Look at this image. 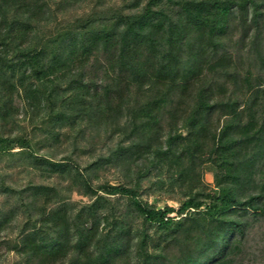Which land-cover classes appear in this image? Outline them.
<instances>
[{
    "label": "trees",
    "instance_id": "trees-1",
    "mask_svg": "<svg viewBox=\"0 0 264 264\" xmlns=\"http://www.w3.org/2000/svg\"><path fill=\"white\" fill-rule=\"evenodd\" d=\"M122 1L112 20L63 25L80 0H0V153L17 147L93 197L76 209L28 183L43 206L16 252L25 264H240L264 225V0ZM18 115L54 143L65 131L109 142L90 166L121 182L93 188L68 159L37 154L11 135ZM150 188L178 208L143 201ZM109 197L127 200L120 215Z\"/></svg>",
    "mask_w": 264,
    "mask_h": 264
},
{
    "label": "rangeland",
    "instance_id": "rangeland-1",
    "mask_svg": "<svg viewBox=\"0 0 264 264\" xmlns=\"http://www.w3.org/2000/svg\"><path fill=\"white\" fill-rule=\"evenodd\" d=\"M143 1V0H142ZM141 1V5L144 2ZM132 2V1H131ZM125 3L122 0H80L76 5L71 6L66 12L58 14V23L69 25H79L88 18L93 19L92 22L100 24L106 20H112V16L118 12L126 13L123 10ZM81 20L80 22H75ZM17 125L13 126L11 135L13 137L20 136L29 138L32 141L33 148L39 155H48L55 161L69 160L72 165L80 172V175L87 178L93 188L103 184L116 185L121 182L115 170L111 166L95 169L90 166L98 156L106 153L109 142L104 139L96 138L89 134H84L75 138L65 131L61 135L58 143L51 142L42 132L40 128L33 126L28 122V118L22 119L21 115L16 118ZM13 154L0 153V214L13 211V219L8 227L0 231V241H6L10 245V250L0 248V264H25L23 259L17 254L16 247L23 234L22 229L25 224L39 226L37 213L33 207H42L43 203L35 202V205H29V199L26 197L24 189L28 183L31 185L39 184L51 186L58 190L64 201L71 202L76 209L82 205L92 202L93 197H86L78 192L77 188L69 186V181L65 175L47 174L32 170L28 167L27 158L23 152L13 147ZM203 181L207 187H213V177L208 171L203 174ZM147 187V184L145 185ZM102 195L101 192H99ZM141 198L150 205L162 207L167 205L174 209L178 208L179 199L175 196L159 195L154 189H145ZM111 209L110 212H116L120 215L122 206L127 200L118 199V197H109ZM58 204L48 205V208L56 207ZM108 212V211H107ZM140 221H135V226L140 227ZM31 227V226H30ZM29 229V228H28ZM154 229H150L149 233L154 235ZM150 245V244H149ZM240 264H264V225H256L248 236L243 256H241ZM62 264H66L64 260Z\"/></svg>",
    "mask_w": 264,
    "mask_h": 264
}]
</instances>
